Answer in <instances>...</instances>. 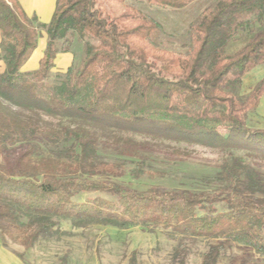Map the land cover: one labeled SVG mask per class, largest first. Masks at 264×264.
<instances>
[{
  "label": "trees",
  "instance_id": "trees-1",
  "mask_svg": "<svg viewBox=\"0 0 264 264\" xmlns=\"http://www.w3.org/2000/svg\"><path fill=\"white\" fill-rule=\"evenodd\" d=\"M55 1L50 22L41 25L17 0H0L5 248L11 241L31 250L59 237L61 222H69L74 228L154 227L241 244L264 257V179L243 159H224L210 191H137L115 181L124 176L123 161L106 162L98 153L102 146L120 158H139L134 178L153 149L131 133L264 153V130L252 131L246 122L264 94V78L245 98L235 95L246 74L264 65V28L233 53L227 50L264 20V0H218L190 29L185 55L160 49L158 25L125 3L183 10L198 0H106L123 6L118 13L101 0ZM40 29L46 35L42 57L36 70L23 72ZM75 39L83 44L80 65L52 76L57 55L69 53ZM82 194L98 196L77 201ZM224 250L209 247L203 264H216Z\"/></svg>",
  "mask_w": 264,
  "mask_h": 264
},
{
  "label": "rangeland",
  "instance_id": "rangeland-1",
  "mask_svg": "<svg viewBox=\"0 0 264 264\" xmlns=\"http://www.w3.org/2000/svg\"><path fill=\"white\" fill-rule=\"evenodd\" d=\"M217 1L198 0L183 10L158 9L148 6L144 1H128L125 5L141 11L158 25L155 43L160 49L185 55L190 48V29ZM100 3L108 11L115 10L118 13L123 10V6L114 1L101 0ZM261 28H264V20L238 35L228 46V53H233L245 43L251 33ZM39 34L37 48L22 68L23 72H31L38 67L37 63L46 43L45 32L40 29ZM82 59L83 44L75 39L69 53L57 55L52 76L64 73L69 67H78ZM263 78L264 65H261L246 74L235 95L245 98ZM246 122L252 131L264 130V94L255 110L248 111ZM220 133L224 136L226 131L220 130ZM128 136L137 144L148 143L153 149L144 159L137 178L132 173L138 167L139 158L125 160L102 146L98 153L106 162H124V176L111 180L133 190L146 191L154 188L160 191H210L215 188L212 182L221 162L229 157L243 159L264 179L263 152L237 146L205 147L136 133ZM95 196L98 195L82 194L76 200L84 202L85 199ZM60 226L62 233L59 237L37 244L31 250H25L11 241H7L5 248L0 239V264H203V256L209 247L218 244L224 245L225 250L216 264H264V257L252 253L241 244L226 240L183 237L154 227L74 228L69 222H61Z\"/></svg>",
  "mask_w": 264,
  "mask_h": 264
},
{
  "label": "crops",
  "instance_id": "crops-1",
  "mask_svg": "<svg viewBox=\"0 0 264 264\" xmlns=\"http://www.w3.org/2000/svg\"><path fill=\"white\" fill-rule=\"evenodd\" d=\"M17 2L27 17H36V22L42 25H47L50 22L56 7L55 0H17ZM0 68V73H2L4 64L1 61Z\"/></svg>",
  "mask_w": 264,
  "mask_h": 264
}]
</instances>
